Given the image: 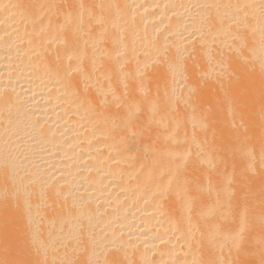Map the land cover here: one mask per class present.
Returning <instances> with one entry per match:
<instances>
[{
    "label": "bare ground",
    "instance_id": "1",
    "mask_svg": "<svg viewBox=\"0 0 264 264\" xmlns=\"http://www.w3.org/2000/svg\"><path fill=\"white\" fill-rule=\"evenodd\" d=\"M74 2L0 0V264H264V0Z\"/></svg>",
    "mask_w": 264,
    "mask_h": 264
},
{
    "label": "rangeland",
    "instance_id": "2",
    "mask_svg": "<svg viewBox=\"0 0 264 264\" xmlns=\"http://www.w3.org/2000/svg\"><path fill=\"white\" fill-rule=\"evenodd\" d=\"M73 1H75L74 3H76V4H78V3L80 2V3L77 5L78 8L83 7V6L80 7L79 5H80V4L83 5V4L85 3V0H73ZM83 1H84V3H83ZM96 1H97V0H86V2H87L88 5H84V6H91L92 8H94V7H96V6H97V8H98V6H99V8H100V7L106 8V7H107V4H108V5H110V4H111V5H114V4H113L114 2H113V3H110V2H112V0H110V1H108V0H98L97 2H96ZM113 1H114V0H113ZM98 3H99V4H98ZM97 4H98V5H97ZM92 5H95V6L93 7ZM86 8H87V7H86ZM92 8H91V9H92ZM89 9H90V7L88 8V12H87V13L84 12V11H85L84 8H83V10L81 9L82 12L86 13L87 15L84 14V13L80 14V13H81V12H80V13H79L80 15H77V17H76L75 20H76V21H77V20L82 21V23H84V22H88V21H89L88 18H89V19L91 18L90 16H88V13H89V11H90V14H91V12H92L91 9H90V10H89ZM86 10H87V9H86ZM84 15H86V16L83 17ZM86 17H88V18H86ZM80 19H81V20H80ZM84 19H85V20H84ZM77 23H78V21H77ZM79 23L81 24V22H79Z\"/></svg>",
    "mask_w": 264,
    "mask_h": 264
}]
</instances>
